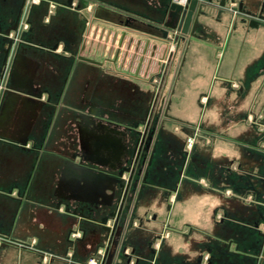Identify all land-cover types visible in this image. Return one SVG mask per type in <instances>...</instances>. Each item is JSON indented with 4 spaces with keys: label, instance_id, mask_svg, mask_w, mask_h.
<instances>
[{
    "label": "crops",
    "instance_id": "1",
    "mask_svg": "<svg viewBox=\"0 0 264 264\" xmlns=\"http://www.w3.org/2000/svg\"><path fill=\"white\" fill-rule=\"evenodd\" d=\"M220 1L200 9L167 64L169 124L145 176H134L130 217L109 260L112 245L96 224L117 208L116 180L134 151L129 128L148 108L138 86L160 78L166 35L158 23L170 0H40L27 14L25 0H0V75L13 54L6 38L22 30L32 43L15 53L0 99V264H17L25 251L39 264H83L97 252L103 264L255 263V223L264 221V0H226L225 10ZM206 94L202 133L212 139L182 172L191 107ZM31 229L64 256L38 249Z\"/></svg>",
    "mask_w": 264,
    "mask_h": 264
},
{
    "label": "rangeland",
    "instance_id": "2",
    "mask_svg": "<svg viewBox=\"0 0 264 264\" xmlns=\"http://www.w3.org/2000/svg\"><path fill=\"white\" fill-rule=\"evenodd\" d=\"M171 1V0H170ZM45 8V5L44 3L42 4L41 8L37 11L38 15L40 16L42 13H43V9ZM36 14V15H37ZM109 17V16H108ZM111 19L113 20H120L118 19L119 17H116V16H110ZM118 24V27L117 29H120L122 28V22H116ZM124 27V26H123ZM158 34L160 35V38L163 36V31L160 29L158 30ZM169 31V36H165V38H161V40H163L164 42H161L160 41V48H163L166 49V52H164L163 50L160 51V57L158 58V61L161 63V72H160V78H158V80L156 78L152 79L150 81L149 84H145L143 86L139 85V89L138 91L143 93L146 97V100H148V108H147V111L146 113H144V116H142V120H137V123L140 125V127L138 128V131L141 130V128L143 127V123H147L148 121V116H149V109L151 108L152 104H153V100L154 99H158L156 100V103H155V107H154V112L152 114V116H150L149 118V125H148V131H147V137H150L151 140H150V145H156L157 143V136L159 134V131L161 129V126L162 125H166V124H169L167 121V113L165 112V107H166V97H167V94H168V88L169 86L168 85H165L162 83V78L163 77H166L168 74V62L171 58V55L174 54L180 44V39L181 36L178 34L177 36L175 37H172L170 36L171 32L170 30ZM232 31V27L230 28V33ZM230 33L228 34V36L230 35ZM180 36V37H179ZM224 40V39H223ZM227 42L228 41V38L226 37V39L224 40V42ZM222 47V46H221ZM221 49V48H220ZM219 51H221L222 53L225 51V49H221ZM167 65V66H165ZM8 66L9 64H5V69H7L8 71ZM10 67V66H9ZM4 70L2 71L1 75H0V81L1 83L4 81V85H3V88H6L5 85L7 84V80H6V73H5V76L3 77V72ZM5 71V72H7ZM128 71V70H127ZM130 73H134L133 70L129 71ZM9 76V74H8ZM8 76H7V79H8ZM144 77V76H143ZM5 80H6V83H5ZM214 87H216V85H214ZM2 88V89H3ZM160 94L159 97H157V94ZM208 98L209 96L206 94L205 96H202L199 100V102H195V105L192 104V107H191V115H190V118H194V122H193V126H194V130L192 132V134L190 135V137H193V142H192V145L190 148H188V150L185 149V152L182 153V157L184 159L183 161V166H182V172H183V169L184 167L188 166V165H191L193 160H194V157H195V154L197 153V145L202 142H207L208 141L206 140L208 137L209 139L211 140L212 139V135L211 134H208V136H204L203 133H202V126L205 125V123L207 122L208 120V106H210V104H208ZM193 101V100H192ZM191 103H194V102H191L189 101V104L191 105ZM106 107V106H105ZM196 112V113H195ZM194 113V114H192ZM131 128V126H130ZM129 136H130V148L133 146L135 147L136 145V142L138 141V138H139V134H137L136 132H133L129 129ZM146 137V138H147ZM188 138V137H187ZM187 138L185 139V142H184V146L186 145V141H187ZM142 157L143 158H147L148 156V152L147 151H142ZM131 156H129V163L131 162ZM31 233H32V236H34L35 238L38 239L39 241V245L38 246L39 248L38 249H41L43 251H47L48 254L49 253H52V254H55V255H59V256H64V252H62L63 254H59L57 252H55L54 250H50L49 248H46V244L45 242L46 241V238H44L42 235L41 232H39V230L37 229H31ZM72 241L71 240H68V247H71L72 246ZM43 245V246H42ZM67 246V245H66ZM42 247V248H40ZM18 255V253H17ZM122 259L124 260V262L126 261L124 257H122ZM41 262V258L39 255L36 256L35 253H30L29 251H25V252H22V255L21 256H17V264H39ZM49 264H66L65 262H62V261H51L49 262Z\"/></svg>",
    "mask_w": 264,
    "mask_h": 264
},
{
    "label": "water",
    "instance_id": "3",
    "mask_svg": "<svg viewBox=\"0 0 264 264\" xmlns=\"http://www.w3.org/2000/svg\"><path fill=\"white\" fill-rule=\"evenodd\" d=\"M225 1L226 0H221L219 5H218V8L225 10ZM207 3L208 4H205L204 2H201L199 0H189L186 5L182 6V5L174 3L171 0L170 4L168 5V8H167L166 20L163 21L162 23H158V25L161 26L165 30V32H164L165 35H166L168 30H177L181 35H187L191 26H192V23L195 22V16H196V14L199 13L200 9L203 6L204 7L205 6H212L211 0H208ZM238 9L240 11L242 10V4L241 3L238 5ZM245 16L247 18L250 17V15H248V14H245ZM254 21L255 20L250 18L249 25L255 26L256 24ZM16 29H17V24L14 26V28L12 30L16 31ZM19 31L20 32H18L16 40L13 41V40H10L9 38H6L7 42H8L7 43L8 44L7 45L8 50H7L6 54H8L10 48H12L13 51L16 50V52H17L18 50H20L23 47H30L32 45V43H30L26 39L27 33L21 32L22 30H19ZM81 59L86 61V62L94 63L93 61L85 59V58H81ZM145 135H146V131L142 135V139H141V143H140V147H139L138 152H140L143 145H145L144 150H146V151H148V149L150 147L149 142H150L151 138L149 137L148 141L145 142V138H144ZM138 158H136L134 160V165L132 168L125 169V172L129 173L128 181H126L123 185V180H116V184L121 189L120 197H119L118 203H117V208L113 212L109 213L107 216H104L99 222H97L98 224H96V226L99 228V230H101V232H103L107 236L106 237L107 245L108 246L112 245V249L108 255L109 260L111 258H114L117 255V248L119 246L117 234H118V229H119L118 226L120 224V221L123 220L126 223L128 221L127 219H129V217H130V212H128V210L124 211L125 210L124 208H125L126 201L131 199V195H132L133 191L136 189L137 181L134 180V176L139 175L141 173L140 169L136 170L137 166H138ZM148 164H149V162H148ZM120 175H121V172L119 173V176ZM138 195H137V197H138ZM108 220H113V224L111 227L106 226V223ZM97 247H102V246L98 243Z\"/></svg>",
    "mask_w": 264,
    "mask_h": 264
},
{
    "label": "flooded vegetation",
    "instance_id": "4",
    "mask_svg": "<svg viewBox=\"0 0 264 264\" xmlns=\"http://www.w3.org/2000/svg\"><path fill=\"white\" fill-rule=\"evenodd\" d=\"M72 5V4H71ZM29 8H30V6H26V10L24 9V11H23V13L24 14H27V12H28V10H29ZM25 19H26V16H25ZM24 19V20H25ZM11 40V39H10ZM14 57H15V54H14V56H13V58L10 60V64H9V66H11V64H12V60L14 59ZM91 61H93V60H91ZM94 63H96L95 61H93ZM8 66V71H7V69H5L4 70V72H3V77L5 76V73H6V80H7V76H8V74H9V72H10V67ZM5 71H7V72H5ZM6 80H5V83H6ZM5 87L6 88H3L2 90H1V92H0V99H1V97H2V95H3V93L7 90V85H5ZM149 118L150 117H148V123H143V130H140V131H138V128L140 127V125L139 124H136V125H133V126H131V128H129L131 131H133V132H136L137 134H139V138H138V141L136 142V145H135V147H134V151H133V156H132V161L129 163V165L127 166V167H124V168H122L121 170H120V172H121V175L119 176V179L120 180H123V185H124V183L126 182V181H128V178H129V173L128 172H125V169H129V168H132L133 167V165H134V160L136 159V158H138V166H137V169L136 170H138V169H140L141 170V176H145V174H146V168H147V166L150 164V162H151V159H152V155H153V152H154V148H155V145H150V147H149V149H148V156H147V158H143L142 157V151H146V150H144V148H145V145H143L142 146V148H141V150H140V152H138L139 151V147H140V143H141V139H142V135H143V133L146 131V135H147V131H148V125H149ZM145 135V142H147L148 141V138L149 137H147ZM147 137V138H146ZM185 149H186V145L185 146H183V148H182V152H185ZM148 162H149V164H148ZM142 164V165H141ZM119 172V173H120ZM124 175H126L127 177L126 178H124L123 176ZM108 222V221H107ZM106 226H107V223H106ZM261 226H263L264 227V221H262V222H257V223H255V229H256V231L258 232V236H259V238H260V240H261V242H260V246H259V252H258V254L256 255V257H255V263L254 264H263L264 263V229H263V231H262V229H261ZM70 237H71V234H70ZM69 237V239H71ZM84 238V235L81 233V238ZM80 238V239H81Z\"/></svg>",
    "mask_w": 264,
    "mask_h": 264
},
{
    "label": "built area",
    "instance_id": "5",
    "mask_svg": "<svg viewBox=\"0 0 264 264\" xmlns=\"http://www.w3.org/2000/svg\"><path fill=\"white\" fill-rule=\"evenodd\" d=\"M25 1H26L27 6L35 5V4H38L40 2V0H25ZM172 1L176 4L184 6L188 3L189 0H172ZM233 14H237V11H234ZM23 27H24V29L26 28V26H23ZM170 32H171L170 36H172V37L177 36L176 35L177 33L174 30H170ZM168 36H169V34H168ZM3 85H4V81L2 83L0 81V92L3 88ZM192 142H193V137H188L187 141H186V150H188V148L191 147ZM75 236H76V234H71V238H74ZM97 253H98V256L96 258L95 257L90 258L87 262H85L83 264H103L104 255L101 254L100 252H97Z\"/></svg>",
    "mask_w": 264,
    "mask_h": 264
},
{
    "label": "bare ground",
    "instance_id": "6",
    "mask_svg": "<svg viewBox=\"0 0 264 264\" xmlns=\"http://www.w3.org/2000/svg\"><path fill=\"white\" fill-rule=\"evenodd\" d=\"M174 31L177 33V34L175 33L176 35L179 34L180 36H182L177 30H174ZM167 35H168V31H167V33H166V36H167ZM15 53H16V50L13 51L12 58H13V56H14ZM12 58H11V59H12Z\"/></svg>",
    "mask_w": 264,
    "mask_h": 264
}]
</instances>
